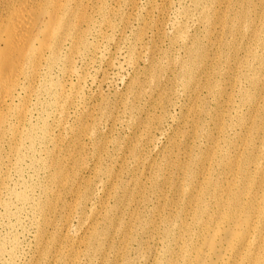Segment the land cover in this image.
<instances>
[{
  "label": "rangeland",
  "instance_id": "obj_1",
  "mask_svg": "<svg viewBox=\"0 0 264 264\" xmlns=\"http://www.w3.org/2000/svg\"><path fill=\"white\" fill-rule=\"evenodd\" d=\"M80 2L90 23H81L82 29L88 27L83 39L73 36L63 43L48 71L52 86L42 87L44 60H50L44 51L32 89L18 91L15 99L25 107L23 120L0 119V206L11 207L8 215L0 207V242L5 246L0 264L180 260L182 255L163 248L180 234L178 216L188 201L190 178L203 168L213 180L222 176L210 154L217 142L219 147L225 141L231 149L239 146L246 132L235 122L238 115L264 126V112L254 114L239 93L245 87L251 97L264 98V86L254 88L245 79L251 67L258 79L264 75L263 64L251 56L264 55L259 43L264 0H227L221 8L217 0ZM217 9L224 23L215 30L208 21ZM234 18L240 22L231 23ZM184 68L193 74L189 83ZM216 85L230 97L213 95ZM16 111L0 106V118ZM219 116L224 139L216 131ZM42 122L48 126L46 138L27 154L18 174L6 162L9 130L19 124L26 133ZM252 132L261 147L262 136ZM62 174L67 178L56 183ZM10 191L27 192L36 208L21 207ZM83 192L87 195L80 198Z\"/></svg>",
  "mask_w": 264,
  "mask_h": 264
},
{
  "label": "bare ground",
  "instance_id": "obj_2",
  "mask_svg": "<svg viewBox=\"0 0 264 264\" xmlns=\"http://www.w3.org/2000/svg\"><path fill=\"white\" fill-rule=\"evenodd\" d=\"M217 2L219 8H221L224 7L227 0H217ZM81 8L82 3L80 0H0V92H2V95L4 94V97H7L6 100H1L0 97V106L17 110L14 113H9L6 118H0L2 122L10 123L12 118H16L19 122L23 120L22 117L26 114L25 107L24 105L16 104L15 99L20 98L18 91L25 93L32 89V84L40 75L38 69L42 66V53L44 51L48 52L50 60H44L47 65H43L44 71L42 75H44L45 80L42 87L52 86L47 81L48 71L58 60L63 43L75 37L83 39L88 27L82 29L81 23H90L86 19V15L84 17V14L80 11ZM217 10L216 13L214 12V17L212 16V22L208 21V25H212L215 30L224 23H221L222 10ZM259 19L260 25L264 29V13L263 15L261 13ZM236 21L237 19L234 18L230 22L235 24ZM252 32L256 34L257 29L254 28ZM257 39L258 36L256 37ZM259 43L264 47V37L259 38ZM251 56L263 64L262 68L264 70V55L258 57L253 52ZM245 66L246 68L250 67L248 64ZM182 71L184 80L189 83L191 75H193L191 74L192 72L190 73L188 68H184ZM253 71L251 67L248 76L245 77L246 83L254 88L264 86V75L262 79H258L260 76L258 77ZM217 88V85L212 88L211 93L213 95L216 94L218 97L228 98L229 95L226 94L225 88L218 90ZM244 88H239L242 101L251 105V110L255 112H253L254 114L257 115L264 112V98H257V95V97L255 95L251 97ZM263 88L262 91H264ZM21 102L22 100L18 101V103ZM250 115L248 114V116ZM38 120L44 121L42 119ZM220 120V116L219 118L217 117L216 131L217 135H221L224 139V120L219 123ZM254 120L255 118L244 120L239 115L236 117V121L234 120L237 123H241L246 132L244 136L240 135L239 146L231 149L226 141L223 147H219L220 144L218 142L214 145L210 155L212 158L216 156L215 162H218L222 167V176L220 178L213 180L208 177V174L205 175L206 170L204 168L190 178L191 182L186 189L188 201L181 208L180 214H182V217H179L180 214L178 216L180 222L176 230L180 234L175 238L174 244L168 242L167 246L163 248L166 252H175L176 256L182 255V258L174 261H159L157 264H264V131L262 129L264 126L261 127L259 124H255ZM36 124H32L26 133H23V129H21L19 124L9 130V139L12 142L9 144L10 154L8 157L6 156V162L9 164L13 163L14 169L18 174L21 171L20 167L26 160L27 154L29 152L34 153L36 144L42 143L48 133V126L45 122H42L41 126ZM253 130L255 132H252V134L255 133L257 136H262L259 143V145L262 144L261 147H258V143L255 142L252 135H249ZM3 138L4 131L0 129V139L2 140ZM218 140L219 138H217ZM2 152V147L0 146L1 160ZM207 156H209V153ZM50 166H48V169ZM179 166L180 171H182V163ZM59 168L61 167L59 166ZM215 169L217 168L215 167ZM59 171L58 169V173ZM65 176L62 174V176L58 177L57 175L59 179L56 178V183L57 181L65 180L67 178ZM68 179L66 180L67 182ZM192 179L195 180L194 185ZM77 187L79 188V186ZM46 193L48 194V192ZM86 195V192H83L80 194V198H85ZM9 196L21 207L29 205L31 209L36 208L34 202L31 205V201L25 191L22 193L10 191ZM205 196H209L206 202L203 201ZM0 207L5 215L11 213V207L8 204L4 203ZM37 208L40 209L38 206ZM17 210L19 211L20 209ZM99 233L101 234V232ZM96 245L99 247L97 243ZM4 252L5 246L0 242V254Z\"/></svg>",
  "mask_w": 264,
  "mask_h": 264
}]
</instances>
